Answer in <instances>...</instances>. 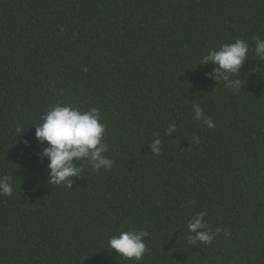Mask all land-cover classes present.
I'll return each instance as SVG.
<instances>
[{
	"label": "trees",
	"instance_id": "obj_1",
	"mask_svg": "<svg viewBox=\"0 0 264 264\" xmlns=\"http://www.w3.org/2000/svg\"><path fill=\"white\" fill-rule=\"evenodd\" d=\"M256 38L264 0H0V176L13 185L0 195V264H264ZM237 39L249 52L234 90L199 63ZM56 104L98 108L113 161H81L70 188L48 183L35 136ZM200 212L220 229L211 244L188 239ZM131 230L148 233L139 261L108 248Z\"/></svg>",
	"mask_w": 264,
	"mask_h": 264
},
{
	"label": "clouds",
	"instance_id": "obj_2",
	"mask_svg": "<svg viewBox=\"0 0 264 264\" xmlns=\"http://www.w3.org/2000/svg\"><path fill=\"white\" fill-rule=\"evenodd\" d=\"M254 51L257 57L264 60V39L256 38ZM248 52L247 41L237 39L234 43L210 50L199 64L213 63L216 67L213 73L208 74L209 78L214 77L217 82L223 80L226 87L237 90L241 86V80L237 76L247 60ZM193 111L195 120H203L207 127H214L213 121L204 115V110L199 104L193 106ZM100 119L98 108L82 111L71 105L61 104L50 107L42 117V123L36 127L35 136L42 144L47 143L41 157H46L49 161V184H63L70 188L73 184L72 178L80 177L81 161L90 163L93 170L110 169L113 166V161L104 155L108 151V145L103 139L105 126ZM173 130L175 125H170L167 134L170 135ZM194 142L199 143V138L195 137ZM150 145L154 155L160 153L161 139H154ZM12 193V177L0 176V195L11 196ZM205 215V212H200L188 223L190 242L211 244L216 233L220 231L218 228L216 233H213L209 229L204 221ZM147 235L143 230L122 231L119 235L109 238L108 248L118 256L139 261L147 251L144 242Z\"/></svg>",
	"mask_w": 264,
	"mask_h": 264
}]
</instances>
